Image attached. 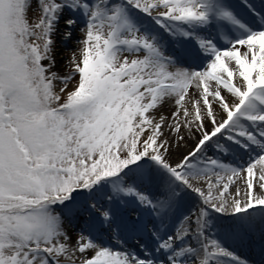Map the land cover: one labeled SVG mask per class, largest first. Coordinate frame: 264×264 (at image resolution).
<instances>
[{
  "label": "snow or ice",
  "instance_id": "1",
  "mask_svg": "<svg viewBox=\"0 0 264 264\" xmlns=\"http://www.w3.org/2000/svg\"><path fill=\"white\" fill-rule=\"evenodd\" d=\"M238 6L264 27V0ZM214 18L246 28L223 0H0V264H249L208 210L264 206V126L241 124L264 122V30L226 48L196 36L211 57L198 72L176 63L191 51L166 57V42L141 32L150 19L188 39ZM225 129L256 152L246 167L207 155ZM185 189L200 206L165 239ZM257 224L264 233V216L243 218ZM146 227L159 262L126 243Z\"/></svg>",
  "mask_w": 264,
  "mask_h": 264
},
{
  "label": "bare ground",
  "instance_id": "2",
  "mask_svg": "<svg viewBox=\"0 0 264 264\" xmlns=\"http://www.w3.org/2000/svg\"><path fill=\"white\" fill-rule=\"evenodd\" d=\"M223 2L230 6L231 10L237 15L242 23H245L247 19H251V16L249 17V12L238 6V0H223ZM218 29L227 31L228 34L232 33L233 36L231 40L245 38L249 34V32L246 30L248 28H240L239 25L232 24L227 21L218 23V21L214 18L212 23L207 27H195L190 29V31L194 33V36L188 39L180 37L177 40H173L168 32L166 34L162 32V35L159 39L163 42H166V45L163 48L164 55L166 57L177 56L181 49H184V47L196 50L198 55H205L199 49L198 42L195 38L196 36L213 40L220 48L230 47L228 42L219 43L217 41L216 38L221 35ZM250 29L252 31H261L256 27H251ZM141 32H147L150 34V30L144 28L143 26H141ZM66 54L70 55V52ZM61 56L63 57V53H61ZM194 58H196V56L193 53L191 56H180L176 60V63L190 71L198 72L203 71L211 62V57L206 56L201 68L187 66L185 60H188V63L189 61H192L193 64H195ZM241 124L247 129L249 133L252 134L256 133L262 126H264V122H252L247 121L244 118L241 119ZM230 135L236 136L237 134L229 129H225L222 131V133L214 137L212 141H209L206 145L207 155L209 157L219 159L221 162L226 164H232L236 167H246L248 163L256 156V152L252 151L251 148H247V151H242L235 142L227 139V136ZM237 138L243 143L247 142V137L237 136ZM217 144L223 145L227 149V152L215 149L213 146ZM157 177L161 182L164 180H167L169 183L172 182L171 178L166 172L164 174H158ZM175 187L177 190L180 189L179 184L175 185ZM198 206H200L199 197L195 193L185 189L184 192L181 193V201L175 210L170 215L166 214L162 220V223L165 225L162 232L163 238L166 239L168 235L174 234L176 227L183 217L196 210ZM208 211V219L211 221V230L216 234L217 238L221 240L226 248H228L230 251H234L237 256L245 258L249 264H264V233L261 232L259 224H257L254 229H249L243 225V218L245 217L249 218L250 220H259L261 216H264V206L250 208L246 213H239L233 216L223 215L215 212L212 209H209ZM144 215L150 216L151 213L145 211ZM157 227L159 228V225H157ZM237 228L240 229V232L235 231ZM138 238L142 244L148 247L150 250L154 249V247H151L152 244H154L156 247L158 246L156 239L151 235V232L148 231L147 227L142 231ZM130 241L131 237H126V243L128 244ZM104 243L106 246L113 245V242L111 241H105ZM132 250L135 251V249ZM137 253L143 256L141 252ZM151 258L157 260V262H159L161 259H165L164 256H161L156 252L153 253Z\"/></svg>",
  "mask_w": 264,
  "mask_h": 264
},
{
  "label": "rangeland",
  "instance_id": "3",
  "mask_svg": "<svg viewBox=\"0 0 264 264\" xmlns=\"http://www.w3.org/2000/svg\"><path fill=\"white\" fill-rule=\"evenodd\" d=\"M146 21H148L149 23H148V24L145 23ZM141 23H144L145 26L148 25V27H154V26H156L155 29H162L159 25H156V24H155L154 22H152L150 19H149V20H148V19H144V20L141 21ZM141 26L145 27V26L142 25V24H141ZM151 35H157V36H158L157 33H154V34H151ZM215 148H217V147L215 146ZM149 163L151 164L152 168L154 169L156 175L161 174V173H162V174L165 173V171H164L163 169H160L157 165H155V164L152 163L151 161H149ZM130 167H132V166H130ZM125 171H126V170H125ZM121 175H123V173H121ZM96 187L99 188L100 185H97ZM94 190H95V189H94ZM128 245H131V246H132V242H131V243L129 242ZM133 246H134V245H133ZM142 253L144 254V251L141 250V254H142Z\"/></svg>",
  "mask_w": 264,
  "mask_h": 264
}]
</instances>
